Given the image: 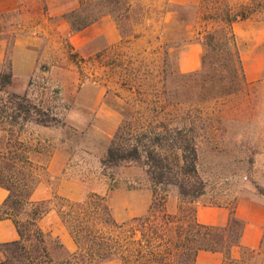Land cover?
I'll use <instances>...</instances> for the list:
<instances>
[{"label":"rangeland","instance_id":"1","mask_svg":"<svg viewBox=\"0 0 264 264\" xmlns=\"http://www.w3.org/2000/svg\"><path fill=\"white\" fill-rule=\"evenodd\" d=\"M133 1L145 6L144 17L134 14L123 44L86 57L64 42L53 49L52 64L43 65L39 74L48 73L36 78L27 91L16 92L24 85L13 78L0 91V101L24 96L52 122L49 127L38 125L34 110V122L19 120L16 127L8 126V151L31 150L26 155L32 158L35 190L42 182L56 185L48 180L46 167L55 152L64 151L67 177L79 180L83 187L82 197L71 201H83L93 193L105 195L122 223L145 215L154 194L145 169L103 167L119 126L130 114L160 119L163 113H191L205 120L200 125L204 138L199 175L206 190L191 204L184 203L178 188L171 187L169 210L177 212L181 205L192 209L197 204L231 209L241 199L264 200V77L255 82L243 79L236 63L220 58L212 49L197 74H182L178 67L182 43L175 44L165 35L164 1ZM206 14V9L200 10L198 31L203 42L218 28L216 22L205 20ZM259 29L264 30V25L257 26L256 21L242 27L237 42L241 60L256 54ZM242 39L249 45L243 55ZM205 54L204 48L203 60ZM7 75V71L0 75V89ZM102 104L119 113L117 126L112 124L113 116H99ZM5 112L10 115L13 110Z\"/></svg>","mask_w":264,"mask_h":264},{"label":"trees","instance_id":"2","mask_svg":"<svg viewBox=\"0 0 264 264\" xmlns=\"http://www.w3.org/2000/svg\"><path fill=\"white\" fill-rule=\"evenodd\" d=\"M201 9L207 10L206 21L218 24L203 42V64L209 50H217L220 58L238 65L245 79L234 24L264 20V0H203ZM144 11L145 6L135 5L133 0H78V6L65 18L71 30L78 32L110 15L117 21L124 42L134 14L144 17ZM11 80L12 74L4 77L0 91ZM0 105V130L16 127L19 120L34 122V110L38 125L52 124L46 112L24 96L13 95ZM6 108L13 113L7 115ZM204 121L191 113H163L160 119L126 117L102 165L105 169L123 165L145 169L154 199L145 215L122 223L114 217L108 197L97 193L80 202L59 195L50 201H33V163L27 156L31 150L1 153L0 187L10 195L0 205V221L11 219L20 240L0 244V264H102L112 259L122 264H196L201 251L223 253L224 264H264V238L258 249H243L239 259L231 256L241 245L244 230V223L235 215L236 206L231 208L226 226L201 224L196 206L185 209L181 205L177 212L168 208L171 187L178 188L184 203L194 204L205 194L206 184L199 175V149L204 138L200 125ZM51 211H56L70 230L77 244L75 252L39 226Z\"/></svg>","mask_w":264,"mask_h":264},{"label":"crops","instance_id":"3","mask_svg":"<svg viewBox=\"0 0 264 264\" xmlns=\"http://www.w3.org/2000/svg\"><path fill=\"white\" fill-rule=\"evenodd\" d=\"M164 28L167 39L181 44L179 70L182 74L199 72L203 66L204 45L200 38L198 25L203 0H163ZM78 6V0H0V75L9 72L16 83L24 85L25 92L41 78L43 65L52 64L53 49L62 47L66 42L74 52L83 56H95L102 51L118 47L124 36L117 21L110 15L101 18L87 28L73 32L65 15ZM249 22L234 24L237 42L241 39L242 27ZM262 27L264 22L256 21ZM257 42L252 58L242 57L245 76L250 82L264 77V30H257ZM255 37V38H256ZM240 52L246 54L249 45L242 39ZM241 58V57H240ZM34 78V81H33ZM101 102V101H100ZM99 116H113L112 124L118 125L119 113L106 104L98 109ZM8 134L0 130V154L7 152ZM32 159V158H31ZM68 156L64 151L55 152L46 167L48 180L42 182L32 195L33 201H50L56 195L70 200L82 197V183L67 177ZM10 192L0 187V205L9 197ZM197 219L201 224L226 226L231 209L225 206L196 205ZM139 214L138 216H141ZM236 217L244 223L241 245L235 247L231 256L239 259L243 249H258L264 238V200L241 199L235 207ZM136 216V217H138ZM134 218V217H133ZM39 226L53 236L59 237L70 252L77 250V244L70 230L56 211H51L39 223ZM20 240L19 231L11 219L0 221V244ZM226 256L220 252L201 251L196 264H224ZM118 259L102 264H117Z\"/></svg>","mask_w":264,"mask_h":264}]
</instances>
